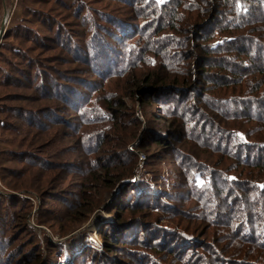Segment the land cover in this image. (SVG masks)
<instances>
[{
    "label": "rangeland",
    "instance_id": "rangeland-1",
    "mask_svg": "<svg viewBox=\"0 0 264 264\" xmlns=\"http://www.w3.org/2000/svg\"><path fill=\"white\" fill-rule=\"evenodd\" d=\"M222 1L182 0L180 9L181 0H0V31L5 26L0 47L9 33L7 46L20 50L17 55L3 53L0 80L11 82L9 77L17 75L12 71L27 58L37 72L53 68L48 74L60 78L68 69L72 77L87 81L67 106L43 100L45 89H30L37 73L26 89L12 83L0 87V264H29L38 253L44 258L41 264H150L149 258L156 264L253 261L236 258L234 246L247 240L241 241L234 217L215 215L221 202L207 181L212 171L222 180L227 175L237 183L241 179L225 171L221 153L178 127L182 119L168 116L174 101L165 96L168 89L150 91L146 83L152 74L180 81L174 108L183 109L188 126L199 127L200 133L207 130L210 135L214 129L224 141L240 124L245 131L258 130L262 123L229 119L240 115L225 102L248 97L247 88L241 87L245 81L262 82L259 97L264 98V77L249 65L254 56L264 60V24L236 31L238 20L233 13L226 20L229 12L224 11L223 23L231 34L220 35L222 24L217 27L215 21L222 17L215 14ZM247 2L248 9L252 4L264 8V0ZM248 9L239 8L245 16ZM252 11L247 21L264 18V12ZM173 14L177 31L168 28L174 26ZM238 33L257 44H248L251 57L240 55L239 43L223 49ZM106 45L118 70L111 73L110 68L107 74L102 65L101 74H91L93 65L80 59L89 53L91 60L103 58L100 52ZM206 47L214 51L209 57ZM15 94L31 101L15 99ZM15 106L41 114L44 107L53 109L39 118L41 127L15 118ZM22 183L31 191L18 190ZM140 186L145 196L152 193L146 208L135 195ZM212 197L214 207L208 201ZM253 203L248 209L257 211ZM119 220L129 223L118 226ZM123 228L132 230L130 239L140 240V245L121 243L114 231ZM253 233L257 242L264 241L263 229L255 227ZM256 249L264 254V248ZM94 252L99 255L94 257Z\"/></svg>",
    "mask_w": 264,
    "mask_h": 264
},
{
    "label": "trees",
    "instance_id": "trees-1",
    "mask_svg": "<svg viewBox=\"0 0 264 264\" xmlns=\"http://www.w3.org/2000/svg\"><path fill=\"white\" fill-rule=\"evenodd\" d=\"M209 2L211 3V0H209ZM247 3H248L247 0H223L222 5H220V7H216L215 15L217 16L220 15L222 17L221 21H218V20L215 21V23H217L216 24L217 27L220 23L222 24V26H220V29L217 31L219 32L220 35L227 37L228 33L231 34V31L227 30L230 27L224 26V23H223L224 22V14H223L224 11L229 12L227 15H225L226 20L230 19L232 13H233V16L238 20V23L234 26L237 28L236 31H247L249 26L251 25H255L259 23L264 24V18L261 21H253V22H251L250 20L247 21L249 15L253 13L252 10H254L255 12H264V8L262 6L255 8V5L253 6V4L251 5L250 9H248L249 6L247 5ZM183 5L185 4H183L182 2L180 9L183 7ZM240 7H242L243 9L246 8V10L247 9L250 10L249 15L245 16L244 12L242 10H239ZM140 18H144V16H140L139 19ZM171 19H172V22L174 23V26H171L169 24L168 28L172 29L173 31H177V27L175 26V22H174L175 14L172 15ZM196 24L197 23L193 24V27L196 26ZM200 28L202 27L200 26ZM124 30H125V27L123 29H120V32L122 33V31ZM117 34L118 32L115 33L114 35H117ZM5 35H4V42L2 43L0 47V64L5 63L3 60L5 59V56L3 55V53L9 54L14 51V53L17 55V53L19 54V52L17 51H20L19 49L12 50V48H14V44H10L9 46H7L6 43L7 41H9V38L11 36H8L9 33ZM102 35H103V32H102ZM242 36L243 34L241 33H238L237 35L233 34L232 37H235V38H230L231 39L230 43L224 42L226 43V46H224L223 49H226L227 47L228 49H230V46L233 44V42L239 43L243 45L241 50L239 51L235 49L232 52L235 53L236 51H239L240 55L251 57L252 52L250 51L249 45H250V42H252V40L249 38L251 41L248 42L249 39L241 38ZM16 37H17V40L18 39L21 40L20 36H16ZM252 43L257 45L255 42H252ZM36 44L39 45V43H36ZM245 46H248V47L245 48ZM108 47L109 45H106V47L103 48L102 52H100V55L103 58L97 57V60H94V59L91 60L93 57V53H89L84 59H80V61L84 64H87L89 66L93 65V67L91 68L92 70H90L91 74L95 72H97L98 74H101L102 65L104 66V69L107 72V74H109L108 72L110 68H112L113 70L111 73H114L116 70H118L116 69V64L112 65L111 63L113 59L111 55L112 52L111 50L108 49ZM205 50L208 52V57L209 55H212L214 52V51L208 50V47H206ZM254 57L255 58L250 59L251 63H249V65L251 66L253 64V68L255 72L260 73L262 75V77H260V79L262 80V78L264 77V62L262 61L264 60L262 57H258V58L256 56ZM24 59H26V63L23 66L17 68L18 70L12 71L14 74H17V75L14 78L13 76L9 77L11 78V82H7L4 78L3 80H0V87L3 86V83H5V85L7 86L10 85V83H12L11 86L17 87L18 89H26L28 85L30 84V80H29L30 77L32 75H35V73H37L38 76L31 77L33 79V82L31 84L30 89L34 91L35 90L40 91L42 89H45L43 100H48V101L60 100L64 102L65 105L67 106V105L73 104L74 99L81 93L82 89H85V86H87V81L80 80V79L77 80V78L72 77V75L69 74L70 70L68 69L65 70L66 73L61 75L60 78H56L55 76H53L55 75L54 72H52V75L48 74L49 71L54 70L53 68H47L44 71L37 72V69L31 66L30 63H28L27 58H24ZM259 62L263 64H260ZM106 65H111V66L108 69H106L107 67ZM205 65L207 64L205 63L204 66ZM212 65L214 66L215 64H212ZM169 67H172V66H169ZM167 71H169V69ZM202 71H203L204 76L208 75V72L204 70L203 68H202ZM0 74H3V73L1 72ZM0 76H3V75H0ZM22 77H23L24 82H22V79H21ZM183 79H184L182 80L183 82L186 81L185 78ZM205 79L207 78L205 77ZM208 81L212 83L214 82V79L210 77ZM245 82L247 83H242L241 87L244 89L247 88L246 95L248 97L241 99V100H234V101L231 100V101L225 102V104H228L229 102L232 103L233 108L231 110L238 111L236 112V114L235 113H232V114H235L237 116L240 115V117L238 118L236 116H231L228 118L229 119H234V118L240 119V121L245 122V125L249 121H257L262 124L259 125L258 130H246V131L240 128L242 127V124H240V127L235 126L233 129H235L236 133L235 134L231 133V135L229 136L227 140L222 141L223 139H220V137L216 136V134L214 133V129H212L213 131L210 130V135H209V133L206 132L207 130L202 131L200 133L199 127L197 128L196 126H193V127L188 126V122L184 120L185 116H182V113L185 111H183V109L178 108L177 110L176 108H174L176 106L175 103L177 102L175 101L177 98L174 99V97L179 96V89H180L179 87L181 85L180 81L175 80V79L171 81L170 77L161 78L159 77L158 74L149 75L146 80V83H149L150 85V88H149L150 91L152 90L162 91V90L168 89L166 90L167 92L165 96L171 97L172 98L171 102L174 100L172 104H170L171 102H168L171 105L170 115L168 116H170V118H174L178 120L182 119L184 121V124L182 125L178 124V127L182 128L183 126L184 129H186V132L189 135L194 137L192 140L197 141L200 145L202 146L208 145L210 146L211 151L215 153L216 152L221 153L220 155L224 156L226 159L225 162L222 164V167L225 169V171L232 173L236 175L238 179H241V182L237 183L238 181L237 179L235 181L234 178H231V176L229 177V175H227V179L222 180L218 178V174H215L212 176L213 171L211 170L212 171L211 176L207 179V181L208 183H210L211 181L210 187L212 189V192L215 195L216 201L218 199V202H221V204H219L218 207H219V210L222 212L221 214V212L217 211L215 215L220 219L222 217H226L225 215H227V218L229 219H232L234 217V219L238 222L237 228L240 229L238 233H240L239 237L241 241L243 239L247 240L246 242H241L237 246H234L233 251L237 255L236 258H245L249 256L250 258L253 259V261L249 260L248 262H246L243 260H239L237 263L238 264H264L263 252L260 253L256 249L260 247L264 248V241L257 242L256 234L254 233L252 234L255 227H259L260 229H263V232H264V124H263L264 123V98H263V95L259 97V90L261 88L259 89L258 87L262 84V82H257V83H255V81H252V82L245 81ZM254 83H255V86L251 87V84H254ZM247 85H249V88L247 87ZM136 87H137V90L142 92L141 90L142 86H139V84H136ZM14 96H15V99L27 98L25 99V101H29V100L31 101L30 96H27V95L15 94ZM236 104H239L240 106L243 105L241 106V109L243 110V112H239L241 110L240 107L234 108ZM251 107H254L253 111L248 112L246 108H251ZM12 109H13V112H17L16 114H13L15 118L22 117L21 119H24L25 121L29 119V121L33 123L31 125L35 126L42 119L40 117L45 112L51 111L53 108L44 107L42 114L41 112H39V109H34V108L15 106ZM220 112H229V111L223 110ZM168 123L170 126H174L173 121H169ZM40 125L41 127H43L41 123ZM35 142H39V140L38 141L36 140ZM231 142H233L234 144ZM40 153L35 154L34 158L38 159L40 156ZM115 179L117 180V177L114 178V181ZM124 179H129V176L122 178L121 181H123ZM90 181L92 182L93 178H91L89 182ZM17 187H18L17 188L18 190H24L27 192L31 191V189H28L29 187H27L23 183L18 184ZM143 192H144V189L140 186L135 195L137 199H140V203L138 205L140 207L146 208L147 206L145 205L147 204V201H152L153 198L151 197L152 193L150 195L145 196ZM213 193L211 194L213 195ZM6 196H7L6 199L11 198L10 194ZM208 201H210V207L215 206L213 204V197L210 198V200ZM251 202L252 203L254 202L253 205L257 207V211L253 210L252 208L248 209V206ZM207 211L208 210L206 209V212ZM210 216H213V213L210 214ZM127 223H129V221L127 222L125 220H119L117 225L122 226V225H126ZM133 225H135V223ZM127 229L128 228H123L122 230H118L116 232L114 231V233H116V238L120 239L122 241L121 243H125V244L129 243L131 245H134V243H137V245H140V240L130 239L132 235V230H127ZM241 231H247V232H244V234H241ZM153 241H157V240L153 239ZM98 255L99 253H95V252L93 253L94 257ZM43 259H44L43 255L41 253L35 254V260L33 262H30L29 264H41L43 262ZM180 261H184V258L182 257ZM148 262L150 264H156L154 260L151 258L148 259ZM200 263L209 264L208 261L206 260L205 261L201 260ZM226 263L230 264L229 262H226Z\"/></svg>",
    "mask_w": 264,
    "mask_h": 264
},
{
    "label": "water",
    "instance_id": "water-1",
    "mask_svg": "<svg viewBox=\"0 0 264 264\" xmlns=\"http://www.w3.org/2000/svg\"><path fill=\"white\" fill-rule=\"evenodd\" d=\"M4 24H5V23H4ZM4 27H5V26H3L2 29H1V31H0V36H2V34H3V32H4Z\"/></svg>",
    "mask_w": 264,
    "mask_h": 264
}]
</instances>
